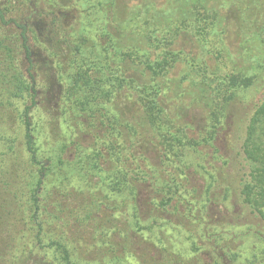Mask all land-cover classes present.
Segmentation results:
<instances>
[{
  "label": "rangeland",
  "instance_id": "obj_1",
  "mask_svg": "<svg viewBox=\"0 0 264 264\" xmlns=\"http://www.w3.org/2000/svg\"><path fill=\"white\" fill-rule=\"evenodd\" d=\"M19 1L0 0V3L12 2L16 6L9 17L33 18L31 43L39 95L38 107L32 117L39 153L43 161L50 160L51 165V173L44 180L41 195L47 208V213L44 212L40 219L45 222L44 229L47 231L43 235V243L64 241L72 247L73 258L79 257L86 264H215L216 261L221 264H264V234L258 232L263 228L251 227L247 223L221 224V217L240 210L238 198L243 185L240 172L245 168L243 150L247 127L256 106L264 99V31L261 33L264 25L257 29L258 35L253 34L246 28L236 7L224 11L223 0H171L169 4H166L169 0H155L158 9L151 16H158L156 21L162 20L164 32L170 33L175 40L174 48L182 52L167 72L161 74L151 64L148 67L146 58L140 60L136 56L134 64L119 63L117 53L113 57L110 52L111 44L105 45L108 39L104 35L109 30L117 37L115 45L126 55L133 51L135 42L144 41L146 46L150 44L145 30L140 28L132 33L131 24L123 23L137 12V7L142 9L144 15L148 13L149 18L155 6L148 0H32L21 7L17 5ZM191 9L193 13L188 14ZM199 12L203 21L209 22L206 39L197 37L186 23L200 18ZM53 19L61 22L67 35L54 32ZM117 19L121 22L117 23ZM67 37L73 42L84 40L85 52L91 62L105 55L107 62L94 70L97 80L100 75L111 82V71L119 69L127 71L128 76L130 72L138 84L159 88L163 113L159 112V108L149 111L139 97L130 98L127 92L113 94L112 98L110 90L105 91L102 84L100 89L101 85L96 87L93 80L90 85L83 83V89L90 98L102 96L106 107L116 104L126 111L128 106L130 116L137 114L141 120L146 119L144 129L153 139L156 138L150 144L153 147L149 153L151 158L155 156V147L160 148L158 138L165 135L164 131L155 132L152 125L155 120L162 121L167 129L170 127L174 132L186 129L190 137L202 142L200 152L192 153L190 157L195 167L190 171L193 176L187 187L189 191L185 188L182 194L188 201L184 197L176 201H180L181 212L190 214L196 221L195 225L181 224V219L171 211H160L150 205V210L143 212L144 231L128 233L136 238V243L122 244L120 249L117 248L118 253L109 242L110 233L106 231L114 221L109 214L110 226L104 223L102 229H95L92 225L93 230L81 232L80 238H72L66 233L67 239H62V233L59 234L63 229L62 223L73 220L72 217L75 219L80 213L84 215V210L90 206L95 209L92 197L101 188V184H96L98 177L103 176L101 164L99 171L88 167L96 163L95 145L91 144L89 135L93 136L92 132L96 131L88 126L94 122L88 117L89 113L84 114L78 103L74 105V100H70L71 92L79 95L81 90L62 74V70H71L72 67L67 63L69 51L64 45ZM94 48L98 50L95 53ZM81 52L84 56V52ZM210 52L217 59L206 65ZM158 58L155 53L151 61L155 62ZM106 87L109 88V84ZM129 89L133 90L132 87ZM137 93L142 91L138 90ZM153 93L150 90L142 96L154 99ZM126 95L128 101H124ZM220 112L222 115H219ZM217 117L221 118V125L209 145L204 139L209 137V125ZM80 123L82 127L78 128ZM75 141H80L82 148L77 150L72 145ZM67 147L63 156L65 162L61 164L59 157L63 148ZM84 167L91 173L90 179L94 180L90 186L83 180ZM247 171L250 172L249 165ZM35 183L36 175L33 174V189ZM210 184L213 186L208 190ZM192 188L197 191L191 192ZM101 192L111 193L109 189H102ZM112 197L116 198L114 202L124 200L120 196ZM4 203L13 210L6 218L10 228L6 229L4 236L9 246L5 259L14 261L29 253V264H39L38 261L62 264L52 250L45 255L33 254L39 241L37 227L31 221L33 213L28 198L24 197L18 202L19 205ZM130 208L132 205L126 208L127 216L131 213ZM104 216L105 213L96 211L92 223L96 226L98 219L106 218ZM24 219L25 222H22ZM18 221L21 224L13 234V227ZM127 222H132L129 217L120 224L125 226ZM213 234L216 236L213 237ZM10 237L14 239L10 240ZM96 237L98 239H94ZM222 243L229 245L223 251L210 252L212 245ZM126 247H129V251L123 250ZM169 250L172 255L165 258ZM119 256L121 260H118ZM144 257L146 259H142Z\"/></svg>",
  "mask_w": 264,
  "mask_h": 264
},
{
  "label": "trees",
  "instance_id": "obj_2",
  "mask_svg": "<svg viewBox=\"0 0 264 264\" xmlns=\"http://www.w3.org/2000/svg\"><path fill=\"white\" fill-rule=\"evenodd\" d=\"M28 1L32 0H21L17 5L19 7L24 6ZM148 2L155 6V0H148ZM169 3L171 0L166 4ZM223 3H225L224 11L229 7H236L237 12L244 19L246 28L258 35L257 29L264 25V0H223ZM15 7L12 2L0 3V264H29V253L26 257H21L24 261L20 260L21 258L11 261L4 257L5 252L9 249L4 239L6 229L10 228L6 218L11 214L9 211H13L6 207L4 202L19 205L18 202L24 197L28 198V204L33 213L31 221L35 222L38 231L39 243H37V248L33 249V254L45 255L51 253L52 250L56 259L62 264H86L79 257L78 259L73 258L70 249L72 247L64 241L43 243V235L47 231L44 229L45 222L40 219L44 212L47 213V208L41 199V195L44 180L50 176L51 165L50 160L44 162L39 153L32 117V113L38 107L39 95L31 43L33 18L30 16L22 19L9 17ZM157 9L158 7L155 6L148 18V13L144 15L142 9L137 7V12L123 22L131 24L132 33L140 28L145 30L150 42L147 46L144 41L135 42L136 46H133V51L126 55L116 46L118 40L111 30L104 35L108 39L105 45L111 44L110 52L113 53V57L117 53L119 63L130 62V64H134L136 56L140 60L146 58L148 67L151 64L157 72L162 74L167 72L177 57L182 54L181 50L174 48L175 40L170 33L164 32V27L161 26L162 20L156 21L158 16H151L153 12H157ZM189 13L192 14L193 10L191 9ZM256 16H260V20ZM58 22L57 19L52 21L54 32L58 35H67L61 22ZM116 22L120 23L121 21L117 19ZM186 23L194 30L197 37L206 39L209 35L207 30L209 22L203 21L201 14L197 20ZM176 30H178L177 27ZM263 31L264 27H261V33ZM80 35L83 34L80 33ZM64 45L69 51L67 63L72 67L71 70H62V74L69 77L75 88L81 90L79 95L71 92L70 100H74V105L78 103L84 114L89 113L88 117L93 120L94 124L88 126L96 131L92 132L93 136L89 134L91 144L95 145L93 148L96 163L88 167L99 171L101 164L105 171L102 169L103 176L98 177L99 180L96 181V184H101V188L92 197V204L95 209L93 210L90 206L84 210V215L80 213L75 219L72 217L73 220H66L62 223L63 229L59 231V234L62 233V239H67L66 233L72 238L75 236L80 238L81 232L93 230V226L95 229H102L101 226L104 223L110 226L111 221L107 218V214H109L114 221L108 228L109 230L106 231L110 233L109 242L113 248L116 247L115 252L118 253L117 248L120 249L122 244L136 243V238L134 239V236L129 234L144 231L142 217L145 213L143 212L150 210L148 208L150 205L160 211H171L174 216L181 219V224L195 225L196 221L190 214L181 212L180 201H176L182 197L188 201L182 194L185 188L186 191H189L187 187L190 186L191 176H193L190 171L195 167L190 157H192V153L200 152L202 142L197 138L190 137L186 129L174 132L170 127L167 129L162 121L155 120L152 123L155 132L164 131L165 135L158 138L161 142L160 148L155 147L153 151L155 156L151 158L149 153L153 147L150 144L155 142L156 138L153 139V136L144 129L143 124L146 119L141 120L137 114L133 117L130 116L128 106L125 108L126 111L116 104L106 107L105 98L102 96L90 98L86 90L83 89V85L85 82L90 85L93 80L96 87L102 84L105 91L110 90L111 96L118 93L126 94L127 92L130 98L139 97L143 101L142 105L145 104L149 111L159 108V112L163 113L159 99V88L147 87L142 83L138 84L130 72L129 77L127 71H120L119 69L111 71V82L103 79L100 75L97 80L94 70L100 68V64L107 62L105 55L100 56L95 62H91L85 52L84 40L73 42L67 37ZM81 51L84 52V56ZM96 51L98 50L94 48L93 52ZM155 53L159 58L153 62L151 56ZM219 55L221 56V54ZM213 59L217 58L210 52V58L206 60L205 64L208 65ZM140 62L144 64L143 61ZM107 84H109V88L106 87ZM102 85L99 87L100 89ZM130 87L134 91L129 89ZM138 90H141L142 93H137ZM150 90L154 92V99L149 100L144 98L142 94ZM112 98L114 97L112 96ZM124 101H128L127 95ZM132 111L133 109L130 110L131 113ZM84 114L82 116L86 117ZM219 115L222 113L220 112ZM147 119L149 120L148 112ZM220 121L221 118L219 117L212 120L207 131L209 137L204 139L205 143L211 145L215 133L218 132L221 125ZM77 126L81 128L82 124ZM72 145L76 146L77 150L82 148L80 141H75V144ZM67 149L68 147L63 148L62 155L59 157L61 164L65 162L63 156ZM243 151L245 168L240 172L242 175L240 182H243L238 198L240 210L231 214L227 213L221 217L223 220L221 224L231 226L247 223L251 227L263 228L258 232L264 234V99L256 106L250 118ZM171 154L173 158L170 160ZM170 165H173L174 168ZM248 165L250 172L247 171ZM85 167L87 166L85 165ZM85 167L82 169L83 180L90 186L94 180L90 179L91 173L87 169L88 167ZM33 174L36 175L34 189ZM212 186L213 184H210L208 190ZM57 189H60V186H57ZM102 189H109L111 193L109 195L104 194L101 192ZM190 191L195 193L197 189L192 188ZM112 195L123 197L124 200L119 198L120 200L114 202L116 198ZM130 205H132L131 213H128L127 216L126 208ZM96 211L105 213L104 217L106 218H102L103 221L98 219L95 226L92 222ZM13 217L14 215H12ZM128 217L132 222L123 225L127 227L125 229L120 222ZM22 222H25V219ZM19 224L21 221H18L13 227V234L17 232ZM212 236L215 237L216 235L213 234ZM13 239L14 237H10V240ZM94 239H98V237ZM227 245L229 243L212 245L210 252L223 251ZM123 250L129 251V247ZM169 255H172L170 250L166 252L164 257L168 258ZM142 259H146V257ZM118 260H121L120 256ZM38 263L46 264L39 261ZM215 264L221 263L216 261Z\"/></svg>",
  "mask_w": 264,
  "mask_h": 264
}]
</instances>
